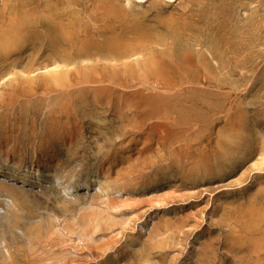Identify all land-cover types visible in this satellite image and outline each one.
I'll return each mask as SVG.
<instances>
[{
  "label": "rangeland",
  "instance_id": "rangeland-1",
  "mask_svg": "<svg viewBox=\"0 0 264 264\" xmlns=\"http://www.w3.org/2000/svg\"><path fill=\"white\" fill-rule=\"evenodd\" d=\"M24 22L26 42L0 58V264H264V0H0V33ZM55 24L76 42L88 29L143 46L128 68L153 55L186 70L193 83L142 92L171 106L145 120L162 126L146 156L129 106L121 133L73 103L64 134L48 116L59 92L16 98L32 78L93 65L66 66L78 46L53 47Z\"/></svg>",
  "mask_w": 264,
  "mask_h": 264
},
{
  "label": "bare ground",
  "instance_id": "bare-ground-1",
  "mask_svg": "<svg viewBox=\"0 0 264 264\" xmlns=\"http://www.w3.org/2000/svg\"><path fill=\"white\" fill-rule=\"evenodd\" d=\"M114 4H115V2H114ZM114 7H113V9H114ZM100 10H101V5H100ZM114 10L117 11V9H114ZM97 11H99V10H97ZM64 13H66V12H64ZM70 15H71V13H70ZM51 20L53 22L55 21L52 18H51ZM25 21H27V20H25ZM52 24L53 23H51V25ZM26 25H28V24H26ZM26 25H25V22L21 23V24H17L18 28H16L14 31L9 32L7 30L8 31L7 34L0 33V56H1L0 58H2V56L7 58L10 54L12 55L15 51H17L21 48V46L24 44L23 42H26L25 36H24L26 34L24 32L25 31L24 27ZM93 25H94V23H93ZM108 25H111V24H107V26ZM57 26H59L61 29H57L58 28ZM14 27H16V25ZM50 27H52V26H50ZM56 27L57 28L54 29L55 32L53 30L48 29L51 31L50 36L48 37L49 38L48 41H49V43H51L53 45V47H54V45H57L59 43L73 44V45H75L74 47L78 46V48L76 47L78 49L77 52H75V53L73 52V55H75V58L74 57H71L69 59H68V57L66 58V59H68V60H66V63H67L66 66L68 64L77 63V60H79L80 63L81 62H83V63L84 62H89V63L92 62L93 65L95 64L94 61H97V60H99V62H101L102 60H104V61L107 60L109 62H116V63L115 64L111 63L109 67L106 66L108 64V62H107V64H105L104 67H97L100 65L93 66L92 64L90 66H83L82 65L76 70H70V71H67L64 73L52 74L50 77H48V75H49L48 74L47 77H45L43 75L44 77H35V78H32L30 81L25 80L26 83L23 84V86H21L18 93H15V95L17 97L16 96H14V97L19 98L21 96L22 97L24 96V97L32 98V95L36 96L37 94H41L45 98V96L49 97V95H51L52 93L54 94V93L59 92L60 101L58 103L56 102L57 108L54 107V111L51 113V115H48V116H51L52 120L50 122L56 128L57 127L62 128L61 125L66 124V126H68V124H69L68 128L65 126V129H63L64 134H66V132H68V130H70L71 127L75 126V122L71 121L72 115L70 117V114H71L70 112H73V110L75 109L74 108L71 111V109L73 108L72 107L73 103H77L79 101L80 102L79 105L84 104L87 107H95L97 110L102 111L103 115L106 114V112H108V113L110 112L111 115L115 116L116 119H118V121H119L118 123H119V127H120L119 130L121 131V133H123L125 131L124 128H125L126 124L124 125V123H125L126 115H127L125 109L129 106L128 108L131 107L130 109L132 112L140 111V117H142V120L144 121L143 123H140V132H141L140 134L144 135L145 141H143V139H142L143 143L142 144L140 143V145H141L140 149H139L140 152L138 150L137 154H139L140 158H141L143 155H145L144 154L145 152H148L149 150L151 151V148L153 146L152 133L160 124L158 125V124L153 122L151 124H148L149 127H146L145 120L149 119L152 121L156 117L155 114H157V113L154 114V111L157 109L156 111L158 112V109H160L159 106L161 103L164 104V105L161 104V106H162L161 108H163L167 113L170 112L167 110H171L170 109L171 106L169 103L167 104L165 102L166 100L164 102H162V99L160 98V96H159V99H161V100H159V99L157 100L156 99L157 97L154 98L152 94H151L152 95L151 97L146 96V95L144 96L143 95L144 93H142V92H143V90L157 91L160 88L163 89V92H165V91L166 92H174L173 91L174 89L178 90V86L193 83L190 81V79L188 77L189 75L187 74L186 70L180 66H178L177 68H175L174 66H170V64L167 63L165 60H163V59L161 60L162 57L160 59H157L153 55H151L147 61L142 63V65H138L137 68H128L129 67V65H127V61H129L128 59H130L134 56H139V55H141V53L143 54V50H145L143 48V46L138 47L135 43H130V41L128 42V40L126 41V40L120 38V37H123L120 35H119L120 37H114V35H115L114 33H113V38H111V36H110L109 40L108 39L106 40V38H104V40H106V41H104L102 43H98L100 40L95 41L94 36L92 35V33L90 34V31H88V29L87 30L83 29V30L79 31V34L83 35L84 37H83V39H79V42H76V39H75L76 31L72 29V27H73L72 25H69V26L56 25ZM103 27H105V26L103 25ZM9 30H10V28H9ZM27 30L28 29H26V32L28 33ZM109 30H111V29H109ZM113 30L114 29H112V31ZM22 31L25 34L24 33L21 34ZM120 32H122V31H120ZM137 32H139V31H137ZM110 33H111V31H110ZM124 33L125 34L121 33V35H126V31H124ZM28 34H27V36H29ZM31 35H33V34H31ZM35 36H37V35H35ZM44 36H46V38H47V35H44ZM125 38H127V37H125ZM46 43H48V42L46 41ZM52 45H50V46L52 47ZM74 47L72 46L71 48H73V50H74ZM55 48H56V46H55ZM58 49H60V48L58 47ZM51 57L53 58V56H51ZM63 59H64V57H63ZM54 62L57 63V61H54ZM99 62H97V63H99ZM177 63L178 62H176V64ZM68 67H70V66H68ZM86 68H88L87 69L89 71L88 73L85 70ZM177 69L179 71L178 72L179 74L185 76V77L183 76V78H182V79H184V81H177V78H174V77L171 78V76L174 75V72L177 71ZM27 74L28 73H26L25 75L27 76ZM28 75H30V74H28ZM130 89H134L133 94H130V95H132L135 98L139 97V99H137L139 101L134 103V104H130L132 102L127 100L128 97H127L126 91L128 90V92H129ZM89 95L92 96V99H91V97H89ZM157 95H159V94H157ZM10 97H12V96H10ZM46 99H48V98H46ZM21 100H23V98ZM13 101H14V99H13ZM127 102H128V104H127ZM52 105H53V103H52ZM73 106H75V104ZM152 106H154V108H152ZM9 107H11V106H9ZM160 112H162V111H160ZM42 114H44V113H42ZM171 114H173V113H171ZM106 115H108V114H106ZM160 115H163V113ZM140 117H138V118H140ZM76 122H77V120H76ZM49 125H50V123H49ZM55 127H53V130ZM161 127L159 126V128H161ZM56 128H55V130H56ZM159 128H157V129H159ZM72 129H71V131H72ZM157 129H156V131H158ZM56 132H58V131H56ZM51 133H53V132H51ZM159 134L161 135V133H159ZM43 141H45V140H43ZM135 151H137V150H135ZM136 159L137 158H135V160ZM3 177H6V176L4 175ZM3 180H5V178H0V181H3ZM22 182L24 184H27V183H25V181H22Z\"/></svg>",
  "mask_w": 264,
  "mask_h": 264
}]
</instances>
